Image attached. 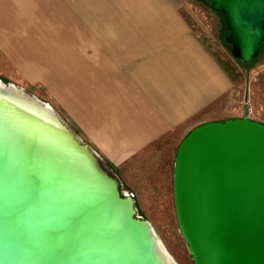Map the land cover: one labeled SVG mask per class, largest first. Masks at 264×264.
<instances>
[{"label":"water","instance_id":"95a60500","mask_svg":"<svg viewBox=\"0 0 264 264\" xmlns=\"http://www.w3.org/2000/svg\"><path fill=\"white\" fill-rule=\"evenodd\" d=\"M241 63L264 45V0H205ZM191 264H264V123L208 120L171 165ZM132 194L48 103L0 80V264H177Z\"/></svg>","mask_w":264,"mask_h":264},{"label":"crops","instance_id":"0c3cea01","mask_svg":"<svg viewBox=\"0 0 264 264\" xmlns=\"http://www.w3.org/2000/svg\"><path fill=\"white\" fill-rule=\"evenodd\" d=\"M184 4L0 0V58L11 78L39 89L124 190L121 169L165 165L156 141L172 135V165L193 125L252 118L247 104H229L235 82L188 25Z\"/></svg>","mask_w":264,"mask_h":264},{"label":"rangeland","instance_id":"374dc122","mask_svg":"<svg viewBox=\"0 0 264 264\" xmlns=\"http://www.w3.org/2000/svg\"><path fill=\"white\" fill-rule=\"evenodd\" d=\"M183 1L185 2L183 14L188 25L212 56L228 70L235 82V97L229 98L231 100L229 104L238 106L245 103L250 108L249 114L252 118L264 121V45L250 61L239 63L230 55L229 45L223 39L225 28L222 15L212 10L205 0ZM12 76V71L0 58V80L3 83H14L41 101L48 102L66 121L39 89L26 87L18 79L11 78ZM223 106L226 107V104L223 103ZM172 140L171 135L152 145V148L156 147L160 152L157 155L164 157L165 165H128L126 171L121 169L119 173L133 196L137 214L151 222L164 248L174 261L177 264H191L184 243L176 231L172 206L171 165L168 155V146Z\"/></svg>","mask_w":264,"mask_h":264},{"label":"trees","instance_id":"16d2710c","mask_svg":"<svg viewBox=\"0 0 264 264\" xmlns=\"http://www.w3.org/2000/svg\"><path fill=\"white\" fill-rule=\"evenodd\" d=\"M234 60H236V61H238L239 63H241L239 60H237V59H234ZM227 70V69H226ZM59 111V110H58ZM60 112V111H59ZM61 113V112H60ZM63 116V115H62ZM64 117V116H63ZM65 118V117H64ZM73 127V126H72ZM73 129L79 134V131L76 129V128H74L73 127ZM80 135V134H79ZM81 136V135H80ZM109 166V165H108Z\"/></svg>","mask_w":264,"mask_h":264}]
</instances>
